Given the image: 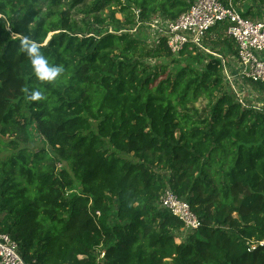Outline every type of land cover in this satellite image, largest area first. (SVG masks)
Here are the masks:
<instances>
[{"label":"trees","instance_id":"1","mask_svg":"<svg viewBox=\"0 0 264 264\" xmlns=\"http://www.w3.org/2000/svg\"><path fill=\"white\" fill-rule=\"evenodd\" d=\"M193 1L0 0V135L12 136L0 151L27 142L32 123L49 144L0 160V233L26 264H264V111L225 88L219 58L186 48L193 64L151 65L178 59L130 32ZM221 30L211 42L233 50ZM25 39L63 67L54 81L37 80ZM35 89L43 99L27 100ZM168 187L202 221L181 242L184 223L159 203Z\"/></svg>","mask_w":264,"mask_h":264},{"label":"built area","instance_id":"2","mask_svg":"<svg viewBox=\"0 0 264 264\" xmlns=\"http://www.w3.org/2000/svg\"><path fill=\"white\" fill-rule=\"evenodd\" d=\"M244 12L238 0H194L190 8L177 18L163 19L156 16L150 21L138 22L134 29L144 26L149 33L147 41L152 46L165 41L173 55L179 56L186 48L205 51L209 36L218 39V33L212 29L221 28V38H228L235 50L236 71L232 73L227 68V78L236 79L240 83L249 82L260 88L255 84H264V18L245 16ZM136 13H139V9ZM0 17L4 16L0 13ZM238 100L248 107L264 111V108L246 104L245 98L239 97ZM159 203L182 220L184 226L181 231L190 233L201 227L202 221L190 203L171 188L161 192ZM259 243L264 244V240ZM255 248L254 242L250 244L249 250ZM101 257L99 255V259ZM0 264H26L19 252L18 242L3 232L0 233Z\"/></svg>","mask_w":264,"mask_h":264},{"label":"rangeland","instance_id":"3","mask_svg":"<svg viewBox=\"0 0 264 264\" xmlns=\"http://www.w3.org/2000/svg\"><path fill=\"white\" fill-rule=\"evenodd\" d=\"M125 2V0H122ZM240 7H243L245 9V7H250L253 6L254 13H257L256 15H258V17L256 18H264V5L259 4L255 5V3L253 2V0H240L238 2ZM256 6H258V8H256ZM138 10V9H136ZM109 14V10L106 9L103 12V16L108 17ZM74 17L81 23V19L83 17V14H75ZM123 14L122 13H118L117 14V18L122 19L123 20ZM103 27V30H109V31H114L116 30L118 27L116 25V23L112 22L110 19H108L106 21V23L101 25ZM10 29V28H9ZM10 35H14V33L12 32V30H9ZM131 34L135 35V36H139V37H143V39H145V41L148 39V30L144 27V26H140L137 27L136 29H131L130 30ZM53 33H49L46 41L44 44H46L52 37ZM224 39V38H221ZM210 40V41H209ZM209 40H206L205 43V53L207 55H209L210 57L208 59L211 58H219L222 62V73H223V78H224V83H225V88L232 92L233 94H235V96L237 97V99L240 98H245V103L249 104L251 106H255L257 108H264V89L262 88H257L254 87L251 83L249 82H245V83H240V81L236 80V79H228L227 75H226V69L229 68L230 71L232 73H234V71H236V69L234 68V56H235V50L233 47V50L231 49L230 46H228L224 40H221L224 43H218V44H214V42H211L212 38H209ZM148 43V42H147ZM149 44V43H148ZM197 51L193 52V55L196 54ZM176 59H178V62H173L172 59L170 58H160V59H151L148 60L147 62L151 65H156V64H167L169 65V68L172 69L173 71L178 70L180 67H183L187 64H193V60L190 58L189 55H179V56H174ZM206 60L205 63H207L209 60ZM177 63V64H176ZM201 64V66L205 65ZM224 65H226L224 67ZM208 100L205 97H201L197 102L195 103H191L190 104V113L194 116H198V115H205V111L208 107ZM29 140L27 142H19V147L17 149L15 148H3L0 151V160L3 161L5 159H7V157H9L11 154L17 152L19 149L21 148H27L30 152L32 153H36L38 152L40 149L42 148H48L49 144L47 142V140L45 139L44 136H42V134L37 130L36 124L32 123L29 126ZM12 136H1L0 135V139L2 141V143H9L11 141ZM3 146V145H1ZM66 167L69 168L68 164L66 163H62L59 164V167ZM114 209H116V205L114 206ZM189 235L188 231L185 230H180L176 232V240L177 242H181L184 241L185 239H187ZM98 252V251H97Z\"/></svg>","mask_w":264,"mask_h":264},{"label":"clouds","instance_id":"4","mask_svg":"<svg viewBox=\"0 0 264 264\" xmlns=\"http://www.w3.org/2000/svg\"><path fill=\"white\" fill-rule=\"evenodd\" d=\"M20 49L27 54L37 80L52 82L64 71L62 66L51 64L42 54L41 44L38 41L29 42L25 39L21 41ZM26 99L29 101H39L43 99V92L39 89L32 90Z\"/></svg>","mask_w":264,"mask_h":264},{"label":"crops","instance_id":"5","mask_svg":"<svg viewBox=\"0 0 264 264\" xmlns=\"http://www.w3.org/2000/svg\"><path fill=\"white\" fill-rule=\"evenodd\" d=\"M210 37V36H209ZM209 37H208V39H207V41L209 40ZM210 41V40H209Z\"/></svg>","mask_w":264,"mask_h":264}]
</instances>
